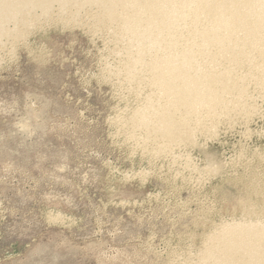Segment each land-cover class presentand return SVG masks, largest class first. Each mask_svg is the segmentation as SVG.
Listing matches in <instances>:
<instances>
[{
    "label": "rangeland",
    "instance_id": "obj_1",
    "mask_svg": "<svg viewBox=\"0 0 264 264\" xmlns=\"http://www.w3.org/2000/svg\"><path fill=\"white\" fill-rule=\"evenodd\" d=\"M85 20L0 46V264H184L221 221L263 216L264 106L152 157L121 123L141 100L121 56Z\"/></svg>",
    "mask_w": 264,
    "mask_h": 264
},
{
    "label": "bare ground",
    "instance_id": "obj_2",
    "mask_svg": "<svg viewBox=\"0 0 264 264\" xmlns=\"http://www.w3.org/2000/svg\"><path fill=\"white\" fill-rule=\"evenodd\" d=\"M82 15L121 56L112 74L141 99L121 123L152 157L200 146V134L264 106V0H0V46L43 21ZM236 218L184 264H264V215Z\"/></svg>",
    "mask_w": 264,
    "mask_h": 264
}]
</instances>
